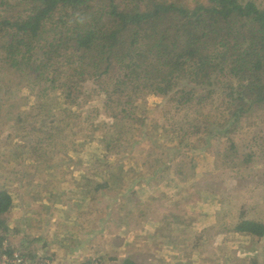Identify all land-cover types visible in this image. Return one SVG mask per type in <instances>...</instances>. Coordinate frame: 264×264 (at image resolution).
Returning a JSON list of instances; mask_svg holds the SVG:
<instances>
[{"label": "rangeland", "instance_id": "374dc122", "mask_svg": "<svg viewBox=\"0 0 264 264\" xmlns=\"http://www.w3.org/2000/svg\"><path fill=\"white\" fill-rule=\"evenodd\" d=\"M0 69L1 244L55 264H264V237L234 231L264 224V113L235 124L225 80L146 92L115 125L92 79L69 106Z\"/></svg>", "mask_w": 264, "mask_h": 264}, {"label": "trees", "instance_id": "16d2710c", "mask_svg": "<svg viewBox=\"0 0 264 264\" xmlns=\"http://www.w3.org/2000/svg\"><path fill=\"white\" fill-rule=\"evenodd\" d=\"M0 67L24 74L40 91L60 89L69 106L83 93L81 84L92 79L115 125L133 122V102L146 92L177 95L184 93L179 82L210 88L217 77L219 87L227 82L238 124L243 115L264 113V4L0 0ZM189 94L174 99L186 104L193 90ZM259 140L264 146V137ZM12 204L11 194L0 190V241L10 232L5 215ZM234 231L261 239L264 224L242 220Z\"/></svg>", "mask_w": 264, "mask_h": 264}, {"label": "built area", "instance_id": "2783aa9c", "mask_svg": "<svg viewBox=\"0 0 264 264\" xmlns=\"http://www.w3.org/2000/svg\"><path fill=\"white\" fill-rule=\"evenodd\" d=\"M0 264H55L53 259L36 256L28 257L19 250L8 249L5 244L0 245ZM96 264V263H95Z\"/></svg>", "mask_w": 264, "mask_h": 264}, {"label": "crops", "instance_id": "0c3cea01", "mask_svg": "<svg viewBox=\"0 0 264 264\" xmlns=\"http://www.w3.org/2000/svg\"><path fill=\"white\" fill-rule=\"evenodd\" d=\"M132 258H133V256H132ZM128 259H131V258H128ZM208 262H209V259H207V260L204 262V264H205V263H208Z\"/></svg>", "mask_w": 264, "mask_h": 264}]
</instances>
